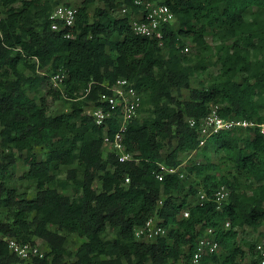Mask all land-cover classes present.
Instances as JSON below:
<instances>
[{
  "label": "trees",
  "instance_id": "obj_1",
  "mask_svg": "<svg viewBox=\"0 0 264 264\" xmlns=\"http://www.w3.org/2000/svg\"><path fill=\"white\" fill-rule=\"evenodd\" d=\"M150 1L168 5L176 16L177 25L164 27V46L133 31L131 19L141 10L135 0H83L75 27L59 32L50 21L57 0H0V211L8 216L0 220V264H69L71 257L75 264H193L197 242L209 229L221 249L201 264L259 261L257 243L241 234L264 228V134L258 128L225 131L200 147L188 120L207 117L216 105L223 117L264 124V0ZM119 6L129 13L117 14ZM187 40L197 50L192 57L183 52ZM215 65L217 73L207 74ZM60 72L67 78L55 88L51 78ZM120 78L142 96L124 139L134 155L127 162L104 153L120 110H112L108 128L87 114L92 107L110 110L100 95ZM182 90L189 91L188 100L179 98ZM53 102L70 104V112L53 115ZM166 142L171 151L164 156ZM197 151L206 161L187 173L196 178L190 193L206 194L202 204L187 195L177 199L186 189L179 175L157 178L160 164L180 167L182 155ZM23 155L28 169L21 179L36 185L33 198L13 186ZM219 157L233 174L224 172ZM62 171L66 177L59 179ZM54 182L57 188H50ZM222 185L230 195L219 206ZM186 210L190 216L182 218ZM154 217L168 235L138 241L135 229ZM72 235L82 239L75 252ZM11 239L43 240L47 253L26 262L11 252Z\"/></svg>",
  "mask_w": 264,
  "mask_h": 264
},
{
  "label": "built area",
  "instance_id": "obj_2",
  "mask_svg": "<svg viewBox=\"0 0 264 264\" xmlns=\"http://www.w3.org/2000/svg\"><path fill=\"white\" fill-rule=\"evenodd\" d=\"M135 4L141 8L139 15H134L130 25L133 31L140 36L153 38L159 41L161 46H164V27L168 24H173L176 21V16L170 7L164 3L154 2L150 0H135ZM120 15L129 13V9L123 6L116 12ZM78 8L73 5H58L50 15L52 29L54 31H63L66 28H73L76 25ZM66 37H74L71 33L66 34ZM189 47L183 49L184 53L189 52ZM67 78L65 72H60L51 78L53 86L60 88L64 80ZM100 101L110 107L106 110L103 106L92 107L88 109L87 114L93 117L94 122L98 126L108 128V120L112 117V110L119 109L118 131L112 140L108 134L105 135L104 148L110 146V152L117 155L120 162L134 160L133 153L127 151L124 144L125 135L131 121L139 116V111L142 106V96L134 88L133 84L126 78L118 79L113 85H107V91L101 93ZM220 107L213 105L210 114L199 120H188L190 126L195 127L199 133V145L204 147L207 139L221 132H232L238 130L258 128L264 134V124H257L246 119L226 118L220 114ZM166 175H179L184 179L180 167H169L165 163L160 164V172L157 175L158 180L163 181ZM130 179L126 180L129 184ZM230 190L227 186L222 185L216 194V201L221 206L228 200ZM198 201L202 204L206 200V194L200 190L198 193ZM182 218L190 216L189 210L183 211ZM231 223H225V228L229 229ZM168 230L162 225L159 218H151L144 226L135 229V237L140 242L153 243L158 239L166 237ZM9 248L11 252L17 255L20 259L26 262L31 261L35 257L43 258L47 253L45 248H42L38 243L22 244L15 239L9 240ZM221 246L215 239L214 230L209 229L201 236L197 242V251L193 257V264H201L204 257L217 255L220 253ZM256 256L261 257L257 264H264V243L257 244L255 249ZM209 264H217L210 262Z\"/></svg>",
  "mask_w": 264,
  "mask_h": 264
},
{
  "label": "rangeland",
  "instance_id": "obj_3",
  "mask_svg": "<svg viewBox=\"0 0 264 264\" xmlns=\"http://www.w3.org/2000/svg\"><path fill=\"white\" fill-rule=\"evenodd\" d=\"M57 1L59 2L57 4V6H58V5H62V4H67L69 0H57ZM82 1L83 0H73L71 5H73L75 7H78ZM96 6H102V4L97 3ZM119 8H122V6H119ZM93 13H94V8L90 12L91 17L93 16ZM176 23H177V21L174 22V24H176ZM208 40L213 45L214 42H213L212 38H208ZM185 46L189 47L190 50H189L188 53H184V54H188L187 56H189V57H192V56H194L196 54L197 50L195 49V47L193 46V44L191 43L190 40H187L185 42ZM165 51H167V49H164V52ZM218 69H219V67L217 65L211 66L209 68L207 74H209V75L210 74H215V73H217ZM205 77H206V75L203 76L202 78L205 79ZM237 80L241 81L242 80V76L240 75L237 78ZM192 86L193 87H198L199 86L198 78L194 77L192 79ZM175 94H177V92H175ZM189 95L190 94H189L188 90H182L179 93V98L181 100H188L189 99ZM51 107H52V114L53 115H59V114H62V113H67V112H70V109H71V105L68 104V103H65V102H53ZM172 144H173V146H176V141H173ZM110 150H111V147L110 146H106L104 148L105 155H107L110 152ZM170 151H171V146L168 144V142H166L164 150H163V155L167 156L170 153ZM43 152L44 151L41 148H38L36 150V153H37L39 158L42 157ZM25 156L26 155H23L21 157L19 156L18 163H17V165H16V167L14 169V176L15 177H14L13 186L16 187L17 189H19L22 192H27L29 198H33L35 196V194H36V185L21 179L23 174L28 169V167L26 166V164L24 162ZM181 159H182L183 163L180 166V168H181L182 174L184 175L183 181H184L186 189L182 193L176 194L177 195V199L179 201H182L184 196L187 195L189 200L192 203H196V202H198L197 197L192 195L190 193V190H189L191 185H195L196 184V178H195V176L188 175L187 168H189V167H191L193 165L204 163L206 161L205 157L203 155V152L197 151V152H193V153H190V154L182 155ZM214 160H216V158H214ZM217 161L220 162L222 160L219 157V158H217ZM221 163L225 166L224 167V172L225 173L233 174V172H232L233 171V167L230 165V163L227 164L224 161H222ZM65 177H66V172L65 171H62V173H60L59 176H58L59 179H64ZM49 187L50 188H57L56 182L50 184ZM95 189H99V184L98 183L95 184ZM65 193L71 195V192H65ZM7 217H8L7 216V211L4 210V209L1 210L0 211V220H5ZM263 232H264V228L259 229V230H253L251 228H247L241 234V238H243L244 240L248 239L250 241L256 242L257 244H263L264 243V233ZM36 242L38 244H40V246L42 248H45L46 250H48V246L43 240L36 239ZM81 243H82V239L80 237H78L77 235H72L71 236L70 246H69L71 252H75L77 250V248L80 246ZM68 262H69V264H75L76 259L74 257H71V258L68 259ZM149 264H151V263H149ZM176 264H183V261H181L179 263H176Z\"/></svg>",
  "mask_w": 264,
  "mask_h": 264
}]
</instances>
